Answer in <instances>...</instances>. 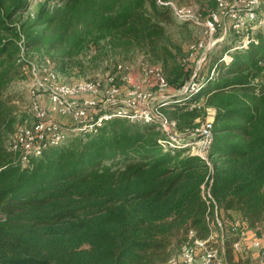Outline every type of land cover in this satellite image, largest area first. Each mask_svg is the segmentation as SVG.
Here are the masks:
<instances>
[{"label":"trees","instance_id":"1","mask_svg":"<svg viewBox=\"0 0 264 264\" xmlns=\"http://www.w3.org/2000/svg\"><path fill=\"white\" fill-rule=\"evenodd\" d=\"M208 1L204 14L217 6ZM33 2L0 0V264H167L191 229L201 238L210 234L205 182L220 217L261 233L264 24L247 48L233 50L242 36L234 34L209 52L198 70V92L159 105L180 131L216 109L212 166L187 148L163 149L159 140L166 135L154 123L124 117L24 164L7 147L26 115L10 93L11 83L24 77L23 52L43 45L75 56L90 44L142 52L162 66L170 91L196 66L167 29L171 10L157 0H44L32 13ZM258 12L264 19V0ZM210 213L216 222L214 203Z\"/></svg>","mask_w":264,"mask_h":264},{"label":"built area","instance_id":"2","mask_svg":"<svg viewBox=\"0 0 264 264\" xmlns=\"http://www.w3.org/2000/svg\"><path fill=\"white\" fill-rule=\"evenodd\" d=\"M215 1L216 8L204 14L201 6L181 5L176 0H157V4L169 8L179 22L201 24L206 34L205 38L190 45L189 61L201 50L197 57L198 66H195L191 77L182 87L173 90L174 95L168 92L169 84L160 64L144 63L147 75L145 87L133 83L124 92L118 85V79H128L127 73L123 75L126 69L122 64L118 65V73H122V76L109 73L106 81L111 85L104 89V83L97 77L68 80L49 59L33 60L23 52L21 61L24 77L21 91L24 99H16L14 103L19 114L26 115L10 135L8 149L20 152L26 164L30 155L39 156L49 146L61 145L81 134L96 133L106 121L113 117H124L154 123L166 135L159 140L163 149L187 148L191 154L202 157L212 166L209 152L215 135L216 109L208 108V114L203 120L198 118L190 129L180 131L177 121L169 118L159 105L169 104L173 99L184 100L200 90L203 82L198 70L208 59L209 52L225 39L224 36H215L223 17L230 16L235 34L242 35L233 50L247 48L254 40L255 29L264 23L258 12L263 0ZM224 59L230 62L231 54L226 53ZM202 187L209 205L207 220L210 234L201 238L191 229L179 255L168 264H237L229 261L226 256L227 241L230 238L233 251L243 256L258 251L261 256L254 264H264V230L258 233V230L249 228L243 221L220 217L207 183ZM212 203L215 204L216 222L210 213Z\"/></svg>","mask_w":264,"mask_h":264},{"label":"rangeland","instance_id":"3","mask_svg":"<svg viewBox=\"0 0 264 264\" xmlns=\"http://www.w3.org/2000/svg\"><path fill=\"white\" fill-rule=\"evenodd\" d=\"M44 0H34L31 6L30 12L35 13L38 4ZM181 5L188 6H201L209 5L208 0H176ZM172 12V11H171ZM233 19L230 16L223 17L220 25L217 27L215 36L222 37L225 39L223 42L231 43V37L236 33L233 29ZM264 24V23H263ZM167 29L172 36V38L183 47L184 50L189 52V47L191 44L195 43L198 39L205 38V29L201 24L193 22H179L174 14L172 13V19L170 22L166 23ZM68 49L64 48H55L49 49L46 46H41L40 48L32 49L29 53V57L33 60H44L49 59L57 69H60L61 65H65V72H61L63 77L68 80L71 79H95L99 78L103 84L104 89L110 87V82L106 81L109 73L117 74L118 65L122 64L126 71L123 73L128 74V81L121 80L118 84L123 91H127L130 85L133 83L137 86L145 87L146 85V69L144 63L149 62L147 57L142 52L135 53H121L116 50H97L95 44H90L85 47V49L80 52L78 55L69 56L65 51ZM201 54V50H198L195 54V57L191 60L192 63L197 65V57ZM144 64V65H143ZM145 66V67H144ZM207 71V70H205ZM118 76H122V73H118ZM23 76L18 77L10 85V93L16 99H24V94L21 91V83ZM133 86V85H132ZM174 95V91H168ZM181 97L182 95H175L174 97ZM122 97H125L122 95ZM14 102V101H13ZM26 114V113H24ZM214 114V113H213ZM206 117V116H205ZM203 120V117L199 118ZM19 120V119H18ZM20 122V121H19ZM18 122V123H19ZM17 123V124H18ZM180 250L178 251L179 255ZM176 255V256H177ZM226 256L227 258L237 264H254L256 260H259L261 254L258 251H252L248 256H243L239 253L233 251L232 246L226 247ZM168 264V263H167Z\"/></svg>","mask_w":264,"mask_h":264}]
</instances>
